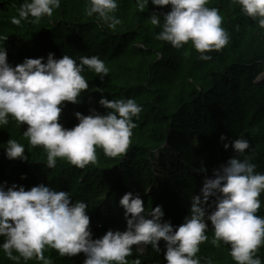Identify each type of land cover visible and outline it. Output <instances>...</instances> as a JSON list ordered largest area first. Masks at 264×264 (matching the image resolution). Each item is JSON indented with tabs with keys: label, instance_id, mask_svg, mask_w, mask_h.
Masks as SVG:
<instances>
[{
	"label": "clouds",
	"instance_id": "1",
	"mask_svg": "<svg viewBox=\"0 0 264 264\" xmlns=\"http://www.w3.org/2000/svg\"><path fill=\"white\" fill-rule=\"evenodd\" d=\"M139 12H144L149 0H135ZM152 5L170 6L166 14L154 12L150 22L162 30L156 39L180 49L191 42L200 53L199 59L209 61L212 51H220L229 42L227 31L221 27L223 17L216 7H208L209 0H151ZM259 26L264 28V0H232ZM61 0H23L17 9L13 25L22 22L39 24L45 16L52 17ZM117 0H89L87 15L94 14L101 25L115 30L121 20L115 15ZM161 17L163 22L161 23ZM0 35V125L9 123V115L17 124H26L23 136L32 146H43L47 152V167L55 168L57 158L85 168L98 162L97 148L108 157L126 152L131 144L132 129L136 127L142 107L134 99L108 100L103 96L99 104L109 111L101 115L90 109L89 115L74 113L78 124L65 128L59 118L63 102L78 104L81 93L89 89L82 73L85 67L103 78L109 73L98 56L80 57L79 62L68 55L54 58H25L13 67L7 61L5 41ZM227 137L220 136L221 141ZM5 155L8 159L27 161L24 146L8 139ZM225 150L229 143H224ZM235 153L225 163L213 169L212 176L202 182L199 195H193L188 215L179 226L163 219L162 206L146 211L139 194L125 193L119 200L124 210L126 228L109 229L102 237L93 239L87 204L73 202L69 192L56 191L43 183L25 190L23 186L0 185V245L8 259L17 262L36 259L53 264L44 252L51 248L61 257L83 253V264H129L132 246H147L160 252L165 242L166 264H201L195 258L199 245L208 237L209 222L214 233L211 243L230 245V256L236 264H264L257 256L264 246V216L257 215L260 195L264 193V173L257 172L251 156H244L250 148L249 140L241 136L231 141ZM241 156H244L241 159ZM194 171L205 173L202 166ZM22 179L24 177H21ZM18 253L14 255L13 253ZM131 264H141L137 257ZM204 264H212L210 259Z\"/></svg>",
	"mask_w": 264,
	"mask_h": 264
},
{
	"label": "trees",
	"instance_id": "2",
	"mask_svg": "<svg viewBox=\"0 0 264 264\" xmlns=\"http://www.w3.org/2000/svg\"><path fill=\"white\" fill-rule=\"evenodd\" d=\"M8 1L0 0L4 6L9 5ZM220 1L211 0L207 6L218 8L220 15L226 19L243 20L244 25L253 23L252 18L241 10L239 4L228 0L227 4L222 5ZM117 2L118 10L115 15L121 20V23L115 30L109 29L106 25L102 26L95 14L92 17L88 16L71 23V29L74 32L86 37L82 43L88 49L87 52H81L79 56L72 58L79 62L80 57L96 55L105 62L109 69L108 75L101 78L93 70H88L85 67L82 75L87 76L86 80L91 79L88 81L89 89L81 93V103L84 105L83 110L86 111L90 109L92 101H99L102 96L107 99L109 94L114 95V99L132 98L142 107L141 113L150 111V115L155 117L152 125L147 130L145 127L132 129L131 144L126 154L109 159L97 156L98 162L95 165L89 164L83 169L72 165L63 158L61 160L57 158L56 167L50 169L47 167V152L44 147L42 146V150H40V146H36L38 149L35 150L31 147V152L24 154L28 157L27 161L18 160L15 164L0 161V185L10 187L12 184H16L29 190L41 183L46 185L49 173L60 169L65 181L62 191L70 193L74 183L83 178L82 182L77 185L76 191L78 192L84 193L88 189H93L94 186L104 190L106 186L116 182L120 194L124 189L130 188L132 183H137L136 188L140 187L138 181H134L133 175L144 171V169H140L139 165L133 168L131 164L142 160V157L147 158L145 161H150L148 160L150 158L152 164L148 167L158 168L167 181H170L172 177L184 176V174L189 176L188 168L192 164H186L180 153L178 156H173L172 147L159 149L158 156H156V150L166 142L168 128L171 130L169 136H172L168 139L170 146H173L176 128L177 130H194L193 135L214 149H224V143H229V148H231V141L242 136L241 124L247 119L248 103L264 96V81L262 83L252 81L250 85L254 87V91L250 95L247 94L250 87L240 88L242 75L263 69L264 28L259 34V50L248 55L241 52L246 40V37L242 35L236 39L239 44L236 43L235 46L236 49L238 48L235 57L227 56L224 49H221L218 52L208 53L212 57L209 61L200 60L199 52L193 56L192 60L183 55L170 58L165 56L158 59L163 43L156 39V36L162 29L152 25L149 18L154 12L166 14L170 6H154L149 0L145 11L139 12L135 0H117ZM51 19L56 21L60 17L53 12L52 17H43L39 24L28 22L27 24L40 38H44L51 32L49 26ZM162 22L163 18L161 17ZM2 31L3 29L0 28V35H2ZM17 37L19 36L8 38L11 48L7 52V61L10 65L15 67L25 58L44 57L43 62H46L49 53L46 45L33 46L34 41L27 34H20L22 39ZM53 39H55L54 36ZM46 41L41 43L45 44ZM190 45L191 42H188L184 46L190 47ZM180 50L184 49L180 48ZM166 69L170 71L167 75L163 72ZM186 73L187 79L195 87L180 93L178 88ZM99 109L97 113L101 115L107 113L106 108L100 106ZM155 121H159V123ZM134 122L137 124V118H134ZM23 132L13 123L10 116L7 125H0V138L6 139V141L11 138L21 144L29 143L28 139L23 136ZM221 135L227 139L221 141ZM15 167L18 169L17 172L12 171ZM5 175H7V180L2 182L1 176ZM152 176L154 177V175ZM141 193L139 191V196ZM78 194L76 193L75 196ZM180 195L179 200H183L184 195L181 191ZM164 197L172 206L168 209L165 208L163 219L171 222L174 226H179L188 215L186 209H183L181 202L172 201L173 197L170 194L166 193ZM108 213H105L103 218H98V222L90 224L93 239L102 237L105 234L103 231L109 229L121 231L118 227L123 218L117 221V218H112ZM4 240V237H0V245L4 243ZM159 247L160 252H152L150 245L146 247L145 251H142L140 246L134 245L132 246V255L126 259L129 264L137 257L141 260V264H166L164 259L165 242L160 241ZM13 254L18 255L15 252ZM44 255L52 259L53 264H83L86 258L83 253L71 257H61L57 250L51 248L46 249ZM261 261L264 262V253ZM0 264H17V262L8 259L3 249L0 248ZM19 264H42V262L36 259L28 261L21 259ZM231 264H236V262Z\"/></svg>",
	"mask_w": 264,
	"mask_h": 264
},
{
	"label": "rangeland",
	"instance_id": "3",
	"mask_svg": "<svg viewBox=\"0 0 264 264\" xmlns=\"http://www.w3.org/2000/svg\"><path fill=\"white\" fill-rule=\"evenodd\" d=\"M213 1V0H212ZM218 0H216L217 2ZM2 2V1H1ZM0 2V28L3 29L2 35H8L10 37L21 38L20 34H27L28 37H31L34 41V45L44 46L46 45L49 49V53L54 54V58L59 59L62 58L63 55H68L71 58L77 57L82 52H87V46L82 43L85 36L80 35L74 32L71 29V23L77 22L83 18H87V7L89 0H62L60 7L54 10L55 15L60 17V19H56V21L49 22L51 32L45 36L44 38H40L38 34L28 26L27 22H22L20 26L13 25L11 23L12 17H18L17 9L23 3V0H9L8 4L4 6ZM211 0H209V3ZM228 0H221L220 4L225 5L227 4ZM214 4V3H213ZM170 11V9H168ZM253 20V19H252ZM59 23H58V22ZM245 23L243 20H230L223 17V23L221 27H223L228 35H229V42L223 48L224 52L229 57H235L236 55V43L238 42L236 39L238 36L244 35L246 37L245 44L242 47V54L248 55L257 50H259V34L263 30L259 26L258 19L253 20V23L250 25H244ZM53 36L55 39H53ZM47 40V41H46ZM236 40V41H235ZM46 41L45 44H43ZM43 42V43H41ZM162 44V51L158 54V59L167 56L170 57H179L180 55L187 56L188 59L192 60L193 56L198 52L195 48L190 45V47L183 46V51L180 49L174 48L170 43L161 41ZM43 44V45H42ZM239 44V43H237ZM10 42L8 39L5 41V49L6 52L10 50ZM187 48V49H186ZM48 53V54H49ZM73 55V56H72ZM263 69L259 71H255L253 73H248L242 75L240 78V88L246 86V88L250 87L247 91V94L250 95L252 91H254V87L250 85L253 81L254 83H262L264 81V66ZM165 74H169L170 71H165ZM94 76V75H93ZM85 79L87 78L84 77ZM88 78L86 81H89ZM93 79H95L93 77ZM264 86V84H263ZM195 85L187 79V73L185 74L184 78L180 82L178 92L182 93L185 91H189L194 88ZM108 100H114V95H107ZM113 97V98H111ZM115 99H124V98H115ZM64 106L59 118V122L65 127L73 128L75 125L78 124V120L76 119L74 113L80 112L83 115H89L90 109H94L96 112H99V104L98 100H94L90 103V109L84 111L83 110V103L72 104L70 102H63ZM248 107V115L247 119L244 120L241 124L242 129V136L249 140L250 148L245 151L244 156H251L252 162L257 165V172L264 173V96L258 98L254 102H250L247 105ZM98 109V110H97ZM107 112L109 111L106 109ZM87 112V113H85ZM148 112L141 113L137 118V128L145 127L149 128L153 122V116L150 115ZM146 114V115H145ZM12 119L13 123L19 127L21 130L25 131L27 128L26 124H17V122L9 115ZM158 122L159 121H155ZM194 130L192 129H175L173 138V146L168 145L166 148L172 147V154L173 156H180L185 160V163H191L192 165L188 168V174L184 176L172 177L170 181H167L164 175H162L158 170V168L151 169L150 164H152V160L149 158L150 161H145L147 158L142 157L143 159L138 160V162H134L131 166L139 165L140 169H144V171H140L135 173L133 176L135 177L134 181H138L137 183H132L130 188L124 189L119 194L117 189V184L114 182L106 186L104 190L94 186L93 189H88L84 193L76 191L77 185L82 182L80 178L78 182L74 183V187L70 191L71 198L73 202L82 201L85 202L88 206L87 214L90 217V224L94 222H98V218H103L104 214L109 212L111 217L119 221V219L123 218L122 223H120L118 229L121 231L125 230L126 224L124 219V210L119 205L120 198L127 192H132L133 194H138L139 191L142 192L140 194V198L144 202L145 210H151V208H155L157 205L162 206V210L165 213V208L168 209L172 206L171 203H168L165 200V194H170L173 197L171 200L174 202H181L183 209H186V213H188L190 202L193 195H199L200 189L202 187V182L205 178V175L208 177L212 176L213 169L219 167V165L225 163L229 158L235 155L232 147L225 150L222 148L214 149L211 148L209 145L202 142L196 135H193ZM171 133L170 128L167 129V137ZM168 138V139H169ZM6 139L0 138V161L15 164L19 159L10 160L5 155V148H6ZM25 149V153L27 154L31 152L30 148L32 147L34 150L38 149L36 146H32L30 143L22 144ZM164 146H160L156 152L161 150ZM40 150L43 149L42 146L39 147ZM97 156L103 158H111L104 154L103 149L97 148ZM135 156V155H134ZM132 156V157H134ZM158 156V154H156ZM241 156V159L244 158ZM130 158V160L132 159ZM58 160H61L59 158ZM58 160L56 162H58ZM176 163H178L176 161ZM181 163V162H180ZM184 163V162H183ZM179 164V163H178ZM184 166V165H183ZM206 169L205 173H198L194 171L195 169H199L201 167ZM115 167V166H114ZM138 167V166H137ZM13 172H17L18 169L15 167ZM182 171V170H181ZM185 172V171H183ZM154 175V177L152 176ZM2 182L7 180V175L1 176ZM15 178V177H14ZM48 183L46 185L54 188L56 191H62L65 185V181L62 176V171L60 169H56L49 173L47 178ZM132 187V189H131ZM137 189V190H136ZM183 193L184 198L183 200H179L181 198L180 191ZM76 193H79L77 196ZM186 193V194H185ZM261 200V207L257 213V215L264 216V193H262L259 197ZM165 200V202H164ZM170 201V202H172ZM179 204V203H178ZM110 208V209H109ZM167 214V212H166ZM103 231V233L107 232ZM210 233L209 235H207ZM206 236L208 239L199 245V251L196 254L195 258H199L201 260V264H204L205 260L210 259L212 264H231L233 261L232 257L230 256V245L224 244L222 241L218 242V246H214L211 241L213 239L214 233L212 230V226L209 222V229ZM137 246V245H136ZM152 249V248H151ZM142 251L146 250V247L141 249ZM153 250V249H152ZM156 252V251H152ZM264 253V246H261L257 256L262 260Z\"/></svg>",
	"mask_w": 264,
	"mask_h": 264
},
{
	"label": "water",
	"instance_id": "4",
	"mask_svg": "<svg viewBox=\"0 0 264 264\" xmlns=\"http://www.w3.org/2000/svg\"><path fill=\"white\" fill-rule=\"evenodd\" d=\"M168 138H169V137L166 138V142L164 143V146L161 148L162 150L166 148V146H167V142H168ZM157 153H158V152H156V154H157Z\"/></svg>",
	"mask_w": 264,
	"mask_h": 264
}]
</instances>
